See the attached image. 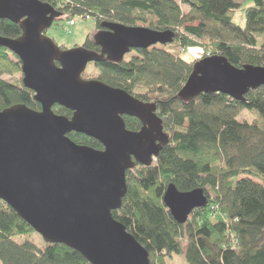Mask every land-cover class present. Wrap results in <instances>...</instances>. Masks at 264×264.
<instances>
[{
    "label": "trees",
    "instance_id": "trees-1",
    "mask_svg": "<svg viewBox=\"0 0 264 264\" xmlns=\"http://www.w3.org/2000/svg\"><path fill=\"white\" fill-rule=\"evenodd\" d=\"M39 1L61 13L55 22L88 17L96 23L95 32L102 23L127 27L141 23L151 30L173 32L172 44L182 53L200 51L196 60L184 61L165 46H156L131 51L117 64L91 63L82 74L86 79L90 67L94 80L154 103L168 138L150 166L135 164L126 171V195L112 217L148 252L150 264H165L172 256H181L186 264H264V87L247 92L242 101L220 93L200 94L188 101L177 97L194 64L208 55L223 57L238 69L264 68V0ZM246 3L250 6L245 10V25L239 27L232 22L233 14ZM20 35L18 25L0 20V37ZM82 48L100 52L91 36ZM17 74H21L20 62L0 48V112L15 105L39 111L34 93L23 88L20 80L1 79ZM52 111L67 118L72 115L59 106ZM242 111L254 120L238 121ZM123 120L128 131H139L138 120ZM67 137L77 145L102 150L100 143L84 135ZM169 185L181 193L202 190L207 206L178 224L162 202ZM32 233L0 201V264H89L61 244L44 242L38 249L28 240L16 241Z\"/></svg>",
    "mask_w": 264,
    "mask_h": 264
},
{
    "label": "water",
    "instance_id": "water-1",
    "mask_svg": "<svg viewBox=\"0 0 264 264\" xmlns=\"http://www.w3.org/2000/svg\"><path fill=\"white\" fill-rule=\"evenodd\" d=\"M61 13L39 0H0V20L19 26L16 39L0 37V48L20 62L21 84L34 93L39 111L15 105L0 112V201L10 207L46 244H61L89 264H150L148 252L115 221L112 212L126 195L125 173L135 164L148 167L168 138L156 105L121 89L81 78L87 65L117 64L131 51L174 42L171 31L102 23L93 36L99 53L82 47L60 49L45 37ZM264 87V68H235L219 56L197 61L177 97L220 93L242 101ZM62 107L70 118L56 115ZM123 117L140 122L125 127ZM81 134L102 146L73 143ZM162 202L178 224L208 204L204 192H178L169 185Z\"/></svg>",
    "mask_w": 264,
    "mask_h": 264
},
{
    "label": "rangeland",
    "instance_id": "rangeland-1",
    "mask_svg": "<svg viewBox=\"0 0 264 264\" xmlns=\"http://www.w3.org/2000/svg\"><path fill=\"white\" fill-rule=\"evenodd\" d=\"M250 6V4L246 3L243 4L242 7H240L238 10L235 11L233 14L232 22L236 24L239 27H244L245 25V10L246 8ZM182 11H187V8L185 6H182ZM75 24L73 26H70L67 20H59L55 22L50 29H48L45 33V37L53 41L59 48L63 47L65 50H70L73 48H79L82 47L83 43L87 39V37L94 36L95 30H96V23L93 20H79L75 19ZM138 27H145L147 28V25L138 23ZM157 49H160V46L156 47ZM166 50L173 53V54H179L181 59L184 61H191L192 59L196 60L200 56V51L196 49H192L193 51H188L182 53V51L175 46V44H171L168 46H165ZM210 54V52L208 51ZM207 56V55H206ZM205 56V57H206ZM211 57V56H210ZM209 58V55L208 57ZM95 72L90 69V67L87 70L86 79L84 80H94ZM1 79L9 82V83H16L19 80L21 81L22 75L17 74L13 76H3ZM238 121L241 119L246 120L248 122H252L254 120V116L251 113H248L246 111H242L238 115ZM255 182L260 183V181L253 179ZM25 240H28L32 242L38 249H42L45 245L42 238L36 234L32 233L27 236H23L20 238H17L16 241L18 243H22ZM165 264H186L181 256H172L170 259H166Z\"/></svg>",
    "mask_w": 264,
    "mask_h": 264
},
{
    "label": "built area",
    "instance_id": "built-area-1",
    "mask_svg": "<svg viewBox=\"0 0 264 264\" xmlns=\"http://www.w3.org/2000/svg\"><path fill=\"white\" fill-rule=\"evenodd\" d=\"M77 19L82 20V21L89 20L88 17H86L85 19H81V18H77ZM68 23H69L70 26H73L74 23H75V21H74V19H73V20L69 21ZM190 51H193V50H190Z\"/></svg>",
    "mask_w": 264,
    "mask_h": 264
},
{
    "label": "flooded vegetation",
    "instance_id": "flooded-vegetation-1",
    "mask_svg": "<svg viewBox=\"0 0 264 264\" xmlns=\"http://www.w3.org/2000/svg\"><path fill=\"white\" fill-rule=\"evenodd\" d=\"M54 23H55V22H54ZM54 23H53V24H54ZM100 30H104V29L101 28ZM100 30L96 31L95 33L99 32ZM46 31H47V30H46ZM46 31L44 32V34L46 33ZM92 41H93V37H92ZM64 50H65V49H64Z\"/></svg>",
    "mask_w": 264,
    "mask_h": 264
}]
</instances>
